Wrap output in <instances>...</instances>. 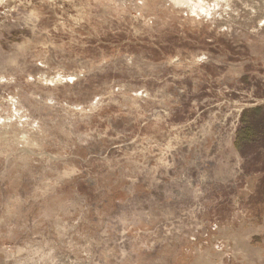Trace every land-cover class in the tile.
Wrapping results in <instances>:
<instances>
[{
  "label": "rangeland",
  "instance_id": "374dc122",
  "mask_svg": "<svg viewBox=\"0 0 264 264\" xmlns=\"http://www.w3.org/2000/svg\"><path fill=\"white\" fill-rule=\"evenodd\" d=\"M264 0H0V264H264Z\"/></svg>",
  "mask_w": 264,
  "mask_h": 264
},
{
  "label": "trees",
  "instance_id": "16d2710c",
  "mask_svg": "<svg viewBox=\"0 0 264 264\" xmlns=\"http://www.w3.org/2000/svg\"><path fill=\"white\" fill-rule=\"evenodd\" d=\"M264 139V106L244 109L240 117V127L236 132L235 147L243 149Z\"/></svg>",
  "mask_w": 264,
  "mask_h": 264
}]
</instances>
